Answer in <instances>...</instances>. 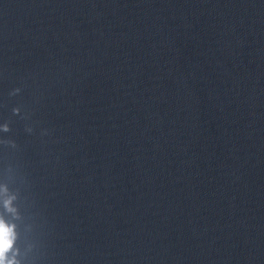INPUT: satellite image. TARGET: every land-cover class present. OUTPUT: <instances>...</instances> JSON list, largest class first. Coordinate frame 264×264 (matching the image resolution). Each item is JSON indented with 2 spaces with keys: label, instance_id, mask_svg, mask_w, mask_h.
Listing matches in <instances>:
<instances>
[{
  "label": "water",
  "instance_id": "water-1",
  "mask_svg": "<svg viewBox=\"0 0 264 264\" xmlns=\"http://www.w3.org/2000/svg\"><path fill=\"white\" fill-rule=\"evenodd\" d=\"M6 264H264V0H0Z\"/></svg>",
  "mask_w": 264,
  "mask_h": 264
},
{
  "label": "clouds",
  "instance_id": "clouds-1",
  "mask_svg": "<svg viewBox=\"0 0 264 264\" xmlns=\"http://www.w3.org/2000/svg\"><path fill=\"white\" fill-rule=\"evenodd\" d=\"M13 243V229L0 219V264H6L5 253L11 248Z\"/></svg>",
  "mask_w": 264,
  "mask_h": 264
}]
</instances>
